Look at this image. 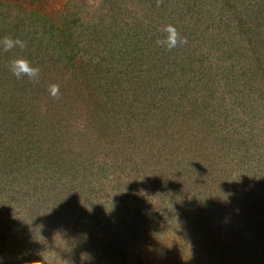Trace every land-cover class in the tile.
Listing matches in <instances>:
<instances>
[{
	"label": "rangeland",
	"instance_id": "rangeland-1",
	"mask_svg": "<svg viewBox=\"0 0 264 264\" xmlns=\"http://www.w3.org/2000/svg\"><path fill=\"white\" fill-rule=\"evenodd\" d=\"M175 1L166 6L162 0H54L52 16L42 18L46 29L37 31L41 19L33 15L39 8L0 0V40L11 37L25 45L5 51V56L0 53L6 57L0 61V154L18 147L13 167L23 166L14 163L27 153L35 162L14 174L12 183L8 182L11 176L0 178L3 264H264V246L260 245L264 244V174L259 170L245 172V178L235 177L237 173L230 175L217 167L222 170L220 176L208 168L197 181H190L194 177H188L189 161L205 152L192 138L207 131L184 125L180 136L179 123L171 130L163 128L160 119L148 111L166 102L176 116L181 110L188 112L189 91L174 82L166 96L163 76L158 72L162 65L167 69L166 63L150 55L159 47L148 48L161 40L157 32L163 14L181 10L179 0ZM202 1L186 0L185 7L197 11ZM262 6L255 2L253 8ZM191 12L186 20L198 35L186 37L189 51L182 45L176 49L187 51L181 55L184 62H194L199 51L214 58L228 44L219 37L223 26L203 27L207 16L201 13V20L194 16L188 20ZM50 17H54L53 23L47 24ZM237 45L240 48L242 44ZM244 50L252 53L245 44ZM244 50L237 48L236 57L231 55V60L218 66L224 69L215 73L209 88L203 81L193 91L197 100L206 99L196 102L194 108L199 114L206 108L215 113L223 97L228 98L224 101L229 104L226 110L236 111V102L242 103L243 131L254 136L250 145L259 143L264 157V87L249 76L253 69L263 71L264 76V56L259 62L254 53L249 56ZM256 51L264 54V50ZM142 53L149 61L151 58L152 65H145V59L142 65L132 63V57H142ZM16 58L38 68V76L18 79L13 75L9 65ZM200 58L202 62L206 59ZM220 105L225 109L222 101ZM102 116L110 122L101 120ZM66 120L80 122L86 132L77 126L72 132L57 133V128L66 127ZM120 146L131 149L125 155ZM58 151L66 157L73 155L74 159L67 158L74 166L81 164L88 169L93 165L97 174L100 165L106 171L89 179L91 186L80 193L82 200L75 197L69 201L74 209L82 208L84 216L73 228L74 211L65 208L64 198L54 195L58 191L55 181L50 185L43 181V174H51L38 169L35 161L53 163ZM243 152L256 155L245 146ZM254 157L249 164L256 163ZM259 158L264 160L258 155V164ZM52 168L51 164L47 170ZM81 171L84 179L89 176ZM145 172L146 176L163 173L165 186L155 185L161 190L156 207L148 211L145 206L148 213L155 212L154 221L139 231L130 227V220L138 215L135 203L146 194L151 196L149 187L139 185ZM122 192L128 199L118 197ZM196 210H203L202 220ZM146 234L149 241H143Z\"/></svg>",
	"mask_w": 264,
	"mask_h": 264
},
{
	"label": "trees",
	"instance_id": "trees-1",
	"mask_svg": "<svg viewBox=\"0 0 264 264\" xmlns=\"http://www.w3.org/2000/svg\"><path fill=\"white\" fill-rule=\"evenodd\" d=\"M1 1L3 2L8 1L11 3H15L19 6L22 5L29 7L32 6L34 10L36 8H39V12H35L33 15V17L37 15V17L41 19V22L40 21L37 22V24L39 25L37 26L38 29L37 31L46 29V27L42 25V20H43L42 18H45L48 15L52 16V13L55 10L54 0H1ZM171 1L172 0H162L163 5L166 4V6L170 5L169 3H171ZM255 2L262 4L263 9H261L260 7L254 9L253 7L255 6ZM207 3L209 6L206 5ZM178 5L180 6L182 5V8L181 10H178V13L174 15L171 14L168 16H165V14H163L165 17L163 16L161 20L162 24H160L158 27L160 30H158L157 32L161 40H163L167 35H169L163 31L166 25H173L176 28L177 32L180 34V36L184 38L188 36L194 37V35H198V32H195V30H193L194 29L192 27L193 25L187 23L186 20L188 12L196 11V10H193L194 7L192 6H191L192 8H189L188 5L187 7H185L186 0H179ZM199 8L196 7L197 11L191 12L190 16L188 17V20L190 19V17L193 16L196 19H200L201 18L200 15L202 13L203 16H207L208 19V22H204L202 24L203 27L210 26L215 28L216 24L222 25L223 28L220 31H218V33L220 32V34H222L219 35V37L221 36L223 40H227L228 44H226L224 47H221V52L215 54L214 58L206 57L201 51H199L198 56L202 58L204 57L206 58L205 61L203 62H202L203 59H201L198 56L197 58H195L194 62H189V60L188 62H184V60L181 59V55L189 51L187 48L189 43L178 45V46L182 45L187 51L184 50L182 47L179 50L178 48L176 49V47L169 50L167 47L160 46L159 44H154V43L150 44L148 48L159 47L158 49H154L155 50L154 53L149 52L150 55L152 57H158L156 58L158 59L157 62L166 63L167 69L164 68V66L162 65V67L160 66V70H158L159 74L163 76L162 81H163V85L165 86L164 89L167 90L166 96L168 95L169 91L173 88L174 82H176L182 84L184 89L189 91L188 94L190 95L189 96L190 103H189V107L187 108L188 112L185 111L186 112L185 113L184 111L181 110L179 116L175 115L172 106L166 102L158 105H153V107H150L148 111L152 113L153 117H155L156 119L158 118L160 119L161 127L163 128L167 127L168 129L171 130V126L175 122L179 123L180 136L182 135L184 125L199 126L200 129L207 131V133L202 135L201 137L192 138V140H196L198 142L199 147H203L205 152L199 153V155H201L200 158L199 157L195 158L193 156V158L189 161L188 177H194V179L191 180L187 176L186 179H190V181L193 182L197 181V179L200 176H202L200 173H203L204 171L208 170V168L212 169L211 173L217 176H220L222 170L224 169L228 174L230 173V175L231 173H237L238 175L235 177H240V175H242L243 178H245L243 175L245 172H255V171L259 172V170L262 174H264V160L259 158L260 163L258 164V159H257L258 155L264 158L263 155L259 153V148H260L259 143H254L250 145L251 140H255L254 136H252L251 134H246L245 131H243L245 126V120H241L240 118L243 114L242 111H240V109H242V103L236 102V108H237L236 111L234 110V108L233 110H226L229 104L227 102L225 103L224 101H226V99L228 98L223 97L221 101L224 103L225 109H222L223 105H220L221 101L218 100L219 105L216 107L215 113L212 110L208 112L209 109L206 108L203 110V114H199L198 110L194 108L195 103L196 102L204 103L206 99L201 98L200 100H197L196 95L193 92L194 90L197 91L196 88H198L203 81L206 82L207 88H209L214 83L215 73L221 72L224 69V68L220 69V67L218 66L223 65L224 63L231 60L230 58L231 55L236 57L235 50L237 48L238 50H244V44L245 46L251 47V51H252V53L249 55L244 50L246 54L251 56L254 53L257 61L263 62L262 57L264 56V54L257 53L256 51V50L258 51L264 50L263 0H203L201 7ZM201 10L202 12H200ZM53 18L54 17L48 18L47 24L53 23ZM228 30L231 31L228 34H223ZM45 33H48V30H46ZM42 36L44 35L42 34ZM234 37L235 39L232 42V39ZM51 40L52 39H49V41ZM191 42H195V41H191ZM239 43L242 44L240 48L237 45ZM0 53L4 54L2 56H5L4 50H0ZM142 54H143L142 57H140V55L132 57V59L134 58L132 63L142 65L145 59V65H152L153 63L151 62V58L149 61V56L144 53ZM222 56H223V60H221ZM5 58L6 57H0V61L3 62ZM253 61L256 62L254 60V57H253ZM249 65L255 66V64L253 65L250 62ZM175 66L180 69L172 70V68ZM261 67L262 64L260 63V68ZM227 70L230 74L235 73L233 70H229V69ZM204 72H208V73L204 74ZM262 73L263 71L260 72L258 69L257 70L253 69L251 72H249V76L251 77V79L255 80L257 84H260V86L264 87V76L262 75ZM204 75L208 76L209 79H207ZM207 99L211 100L210 98ZM256 106L261 107V104H257ZM178 107L179 109H181L180 106ZM94 113L97 114V110H95ZM107 115H111V114H107ZM172 115L176 118L173 119ZM96 118H99L98 114ZM199 119H201V122H199ZM101 120H103L104 122H110L109 119L104 118L103 116L101 117ZM66 122H67L66 127L57 128V133L62 131L67 132V130L69 132H72L74 129H76L77 126L79 127L80 131L84 130L86 132V128L82 126L80 122L77 124L71 123L69 120H66ZM54 131L56 130H53V132ZM121 135L123 136V134ZM163 137L165 140H168L167 137L165 136ZM263 137L262 139L264 141ZM14 142L15 141L11 143ZM247 142L249 146H246ZM244 146L245 148L248 147L249 151H254L252 153L256 154L255 157L253 155H249V152H243ZM72 147L75 148L76 145ZM249 147H253L254 149H251ZM130 149L131 148L127 146H120V150L125 155L128 154ZM17 151H18V147L15 149V151H10L8 154H4V153L0 154V178L3 180V177L8 179L11 176L12 181L7 180L9 183H12L15 180L13 178L14 174H19L25 171V169H27L28 166L31 165L30 162L35 163L32 160L33 155L27 153L20 158L21 159L20 162L16 160L14 163L15 165L24 163L23 166L21 164L18 167H13L11 162H12V158L14 159L16 158ZM56 153L59 154L56 158V161L53 163L52 162L48 163L45 161L42 164L41 161L39 162L37 159H35V161L38 169H42L44 170V172L46 171L49 174H51V176L49 177H47L46 173L43 174V181L46 180V182L49 185L51 184L52 180L55 181L56 188H58V191L55 192L54 195H56L57 197H61L60 199L64 198L62 201L64 202V205L66 203L65 208L70 207L74 211L76 221L72 223L70 226L71 228H73V226H76L78 224V221L84 216L80 212L82 208H79L77 206V209H74V206L69 201L71 199H74L75 197L78 200L81 199L80 193L82 192L84 187L91 186L89 179L95 177V175L97 177V174L99 172H101L100 175L102 176V174L105 173L106 171L102 170V167L98 165L97 168L98 172L96 174L94 172L93 165H88V169L86 167L84 169V166L81 168V164L78 166H74L71 163V158H67V157H72L74 159L73 155H67L66 157V155L63 154L62 151H58ZM195 153L196 151L194 152V154ZM97 154H101V153L97 152ZM114 156L118 157L115 152H114ZM253 157L255 158V161L258 165L253 162L249 164V160H251V158ZM51 164L53 166L52 168L53 170L49 171L47 170V168ZM217 167L222 168V170L219 172L218 171L219 169H217ZM81 170L88 172L89 176L84 179ZM163 177H164L163 173L158 175L155 173H151L150 176L149 174L148 176H146V172H145L142 174V177L139 178V185L144 186L146 188L149 187L151 190V196L150 193L146 194L145 199L142 198V201L140 200L139 203L138 202L135 203L136 208L134 209V212L135 214L138 215H135V219L130 220L132 224L130 225V227L142 231V229H145L147 224L149 225V222L154 221L155 212L148 213L146 207L149 208L148 211L156 207L155 201L156 198L158 197V193L161 191L159 187L165 186L162 180ZM7 181L5 183H7ZM129 183L131 185H134L131 182ZM155 185H158L159 187ZM0 188L2 187L0 186ZM89 189L92 190L91 188ZM118 197H120V199H128L129 195L127 196L125 192H122L121 196ZM6 204H10V202ZM58 209H60V207ZM207 209L204 208V211ZM196 212L199 215L198 218L202 220L204 215L203 210H196ZM76 213H81V214H76ZM179 225H181V223H179ZM156 228L157 227H155V229ZM148 237L149 235L146 234L145 235L146 240L143 238V241H149ZM1 238H3V236ZM131 239L133 240V237H131ZM260 245L264 246L262 242L260 243ZM235 246H238V243H236Z\"/></svg>",
	"mask_w": 264,
	"mask_h": 264
},
{
	"label": "clouds",
	"instance_id": "clouds-1",
	"mask_svg": "<svg viewBox=\"0 0 264 264\" xmlns=\"http://www.w3.org/2000/svg\"><path fill=\"white\" fill-rule=\"evenodd\" d=\"M163 31L169 35H167L163 40L157 41L160 46L167 47L169 50H171L172 48L177 47L179 44L187 43L186 38L181 37L173 25H166ZM0 46L3 47L4 51H11L15 47L23 48L25 45L23 41L19 39L5 37L3 40H0ZM9 67L12 74L18 79L25 76L30 79H35L39 74V69L32 67L30 62L23 58L11 60ZM53 94L55 95V89L53 90ZM0 264H3L2 258H0Z\"/></svg>",
	"mask_w": 264,
	"mask_h": 264
}]
</instances>
